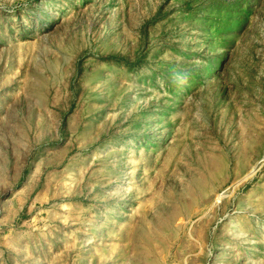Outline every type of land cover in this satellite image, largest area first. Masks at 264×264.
Wrapping results in <instances>:
<instances>
[{
	"label": "rangeland",
	"instance_id": "1",
	"mask_svg": "<svg viewBox=\"0 0 264 264\" xmlns=\"http://www.w3.org/2000/svg\"><path fill=\"white\" fill-rule=\"evenodd\" d=\"M0 264H264V0H0Z\"/></svg>",
	"mask_w": 264,
	"mask_h": 264
}]
</instances>
